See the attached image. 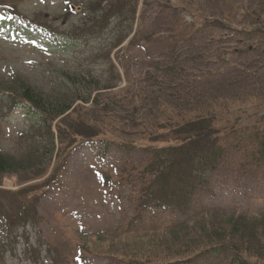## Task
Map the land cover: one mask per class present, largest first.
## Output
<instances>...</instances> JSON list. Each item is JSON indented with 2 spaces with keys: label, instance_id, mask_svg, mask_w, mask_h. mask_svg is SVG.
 <instances>
[{
  "label": "rangeland",
  "instance_id": "rangeland-1",
  "mask_svg": "<svg viewBox=\"0 0 264 264\" xmlns=\"http://www.w3.org/2000/svg\"><path fill=\"white\" fill-rule=\"evenodd\" d=\"M109 2L0 0V153L30 164L0 176V264H228L237 251L264 263V157L255 137L264 132V0H139L132 26L108 13L90 33L91 20L115 7ZM9 9L15 18L1 15ZM127 31L132 41L110 50ZM84 77L114 87L68 118L73 130L95 119L101 133L84 141L61 129V149L47 163L48 132L19 104L18 86L40 93L52 114L55 99L93 91L77 83ZM200 115L212 116L223 147L218 168L188 212L144 208L137 199L150 182L142 174L149 141L170 139L150 135ZM216 241L223 247L200 252Z\"/></svg>",
  "mask_w": 264,
  "mask_h": 264
},
{
  "label": "trees",
  "instance_id": "trees-1",
  "mask_svg": "<svg viewBox=\"0 0 264 264\" xmlns=\"http://www.w3.org/2000/svg\"><path fill=\"white\" fill-rule=\"evenodd\" d=\"M107 1V0H106ZM109 3L113 2L117 6H121L123 2H128L129 0H108ZM136 0H130V2ZM110 6H108L109 10ZM131 12H134V9L131 8ZM214 24L221 26L222 28H228L227 23L220 20H215ZM95 26H90L88 30L91 32L94 31ZM96 29V28H95ZM124 39L122 37L121 41ZM120 42V41H119ZM73 77V76H72ZM67 80L71 81L74 85V80L71 76L66 77ZM93 80V79H92ZM77 83L85 84V87H89L90 83H94L95 81H90V79H81L77 80ZM111 86H103L104 89L110 88ZM102 87L96 86L95 90L101 89ZM18 90L20 92V97L24 101H26L30 107L44 112V122L46 123V129L49 130L48 136V144L49 146L46 148V158L47 161L50 160V157L53 156V152L55 150V142L53 138V133L50 132V122L61 116L64 112H66L71 107V102L75 100H81L83 102H87L91 98L90 90H86L81 94L75 93L74 100L70 101V103H59V102H50L49 107L52 109L56 107L55 112L50 114L48 113V109H45L48 105L45 104L44 97L35 92L30 86L20 84L18 86ZM93 106L99 104L98 95L93 100ZM64 105V106H63ZM49 108V109H50ZM81 114V107L74 108L68 115L61 117L56 123V129L58 134V144L59 148H61V144L63 142V132L61 130L64 129L66 131L70 130V127L73 125L69 121V118L72 115ZM70 117L68 118V116ZM212 116H197L186 120L182 124L177 125H168L166 128V132H164L163 128L158 130L156 133H152L149 138L155 139L154 136L160 135L164 137H169V141L161 142L155 140L151 142L149 141V147H153L150 150L152 151V156L150 162L147 166L144 167L142 174L145 179H150V184L143 191V195L141 196V206H154L157 208L163 207H173L177 209L179 212H186L190 207L191 198L193 197V193L197 187L203 186L205 184L204 175L207 172H213L216 170L219 160L223 155V147L220 146L219 140L217 137V130L211 127ZM95 124V125H94ZM88 127H96L97 124L92 122L91 120H87ZM77 127V126H76ZM163 127V126H159ZM91 129H80L79 136L80 138H98L101 131L99 128L96 130ZM165 128V127H164ZM88 130V131H87ZM87 131V133H85ZM78 133V132H77ZM108 134L105 133V136ZM104 136V137H105ZM255 137L258 142L257 146V154L259 157L264 156V132L262 135L258 133L255 134ZM113 142L117 143L114 139ZM120 142V141H119ZM171 144L166 147H160L161 144ZM119 145V144H118ZM125 149H131L134 147L135 143H123L122 144ZM36 149L35 151L31 150L29 153H38ZM258 156L257 159H258ZM27 158L23 156L21 159H18L17 162L9 159L8 155H4L0 153V176L14 173L17 170L18 163L23 164L25 167H30ZM46 161V162H47ZM32 170L30 173H33L35 165L38 164L37 161L33 160ZM29 165V166H28ZM26 173V172H24ZM23 174V173H22ZM259 226L264 227V220L259 223ZM258 226V227H259ZM182 226L174 228L170 230L171 233H174L177 229ZM243 232V231H242ZM224 235H221L217 241L223 240ZM216 241V242H217ZM225 246V245H224ZM214 247H223L219 242L215 243V245H207L204 247H200L201 250L209 249ZM244 254V253H243ZM254 258V257H252ZM181 261L176 260L175 263ZM168 264V263H163ZM228 264H264L258 262H252L248 260L246 257H243L241 253L237 251L234 258Z\"/></svg>",
  "mask_w": 264,
  "mask_h": 264
}]
</instances>
